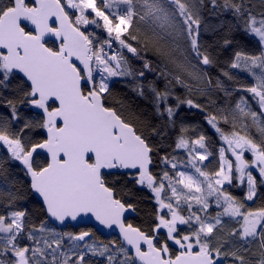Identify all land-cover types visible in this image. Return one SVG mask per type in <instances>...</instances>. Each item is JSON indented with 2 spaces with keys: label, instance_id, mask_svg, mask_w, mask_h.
<instances>
[{
  "label": "snow or ice",
  "instance_id": "6c2138e0",
  "mask_svg": "<svg viewBox=\"0 0 264 264\" xmlns=\"http://www.w3.org/2000/svg\"><path fill=\"white\" fill-rule=\"evenodd\" d=\"M245 38L258 51H246ZM220 51L231 52L219 69L231 84L216 77L214 88L244 93L231 107L217 104L206 71ZM146 71L164 87L145 82ZM185 76L208 85L206 102L174 92L189 88ZM116 77L132 78L165 127L186 105L223 143L213 153L209 137L183 125L174 144L155 143L165 128L145 131L107 103ZM0 109V165L19 166L43 213L33 222L16 207L25 192L4 193L0 264H264V206H246L264 202V0H0ZM235 187L246 188L243 201ZM143 190L155 207L134 226ZM84 217L118 228L120 242L55 226Z\"/></svg>",
  "mask_w": 264,
  "mask_h": 264
},
{
  "label": "trees",
  "instance_id": "16d2710c",
  "mask_svg": "<svg viewBox=\"0 0 264 264\" xmlns=\"http://www.w3.org/2000/svg\"><path fill=\"white\" fill-rule=\"evenodd\" d=\"M257 7H259L257 3ZM206 15V14H205ZM214 20V18H213ZM215 22V21H214ZM89 30H93L91 26H89ZM98 31V30H97ZM170 38L165 36L164 40L160 41L162 45L165 41L169 40ZM204 39L207 40L209 43L213 41V36L211 35H204ZM245 43V50L249 52H256L258 51V45L255 40L249 41L247 38L244 40ZM155 42L149 45L150 51L148 52V57L152 59L154 66L160 63V60L153 55V51L155 49ZM215 53V49H212ZM231 58L230 51H220L218 54V67L206 68L208 75L213 79V98L216 99L217 104L220 107H231L234 105L236 100V95L244 94V93H237L236 95L232 96L231 98H227L223 96L218 89L214 88V82L216 77H219L221 80L225 82V85L228 86L231 84L230 81H227L225 77L222 76L220 73L221 67H227L223 61ZM134 67L137 70H142V63L133 60L132 61ZM195 63V61H193ZM169 68H172V64H168ZM232 73L236 74L237 76L241 77L245 82L251 83V78L246 74L242 73L237 69H228ZM190 72H199L200 68H190ZM158 87H164V81L158 78L157 72H147L146 71V80L153 81ZM185 80L191 89L185 88L179 84L174 85V92L177 95L183 97H188L193 99L196 102H206L205 96L202 94L204 90L208 87L206 83L202 80L197 82L187 76H185ZM135 87V82L130 77L126 78H115L113 82L110 84V89L112 95L109 97L108 104L111 107L116 108L118 111L122 112V115L127 118L132 123H139L145 126V131L149 130L150 126H156L157 128H165L167 132L166 136L163 137H153V140L157 144H165V145H172L176 140L177 135L179 134V129L183 125L189 128V132L187 135L192 136L194 138L193 129L197 132L202 131L207 137H209V143L212 145L210 148L213 153H215L216 149L221 146L223 143L219 140L218 135L214 132L210 125L207 124L205 120V113L201 112L198 109H189L186 105L181 106V110L177 114V124L175 128L165 127L164 122L155 114V110L153 105L150 103V100H146L143 97L137 95V93L133 90ZM246 95V94H245ZM123 106V107H122ZM253 108L259 111L258 106L253 104ZM3 109H0L2 112ZM215 112V109H213ZM252 135L254 138H258V133L256 132L255 128L252 129ZM168 151H171L169 148ZM7 153L3 150H0V159H6ZM250 157V154L246 155ZM210 159H212L210 157ZM207 163V161H205ZM217 162L214 161L209 171L216 168ZM159 170V169H158ZM28 177L24 176L20 171V168L14 162H6L0 165V213L4 212V203L7 200V196L4 194L7 191L15 192L17 190L23 191L26 194V199L20 200L17 202L16 207L18 208H27L30 213L33 214V222L38 223L39 218L43 216V213L40 211L42 205L40 204L37 197L33 196L30 192H27V184H28ZM230 191L234 196L239 198L241 201L244 200V196L246 193L245 187H235L231 188ZM260 191H264L261 189ZM259 195V192H258ZM140 198L138 214L133 216H129V220L133 225H140L144 226L145 222L149 220L150 214L153 212L155 207L154 202L151 200V193L147 190H143L142 192L138 193ZM248 207H252L253 209L264 206V202L257 201L255 204L248 203ZM233 227H238V225L233 224ZM91 229L95 238L98 241H101L105 244H109L111 241H116L119 243L120 241L116 237L111 238H104L99 235L91 226H83V227H68L63 231H71V232H79L81 230H88ZM59 230V229H57ZM67 244V241H65ZM89 259L93 261V264H104L103 257L98 256H90Z\"/></svg>",
  "mask_w": 264,
  "mask_h": 264
},
{
  "label": "water",
  "instance_id": "95a60500",
  "mask_svg": "<svg viewBox=\"0 0 264 264\" xmlns=\"http://www.w3.org/2000/svg\"><path fill=\"white\" fill-rule=\"evenodd\" d=\"M130 216H133V215H130ZM55 226L59 230H64L68 227L78 228V227H83V226H91L99 235H101L104 238L116 237L119 241L121 240L118 228H116L114 226L113 228L108 229V228L100 225L92 217L79 218L78 221H69L67 223V226H63V225H59V224H56Z\"/></svg>",
  "mask_w": 264,
  "mask_h": 264
},
{
  "label": "rangeland",
  "instance_id": "374dc122",
  "mask_svg": "<svg viewBox=\"0 0 264 264\" xmlns=\"http://www.w3.org/2000/svg\"><path fill=\"white\" fill-rule=\"evenodd\" d=\"M116 78H126V77H116ZM113 79H115V78H113ZM248 154H250V153H246V155H248ZM248 203H251V202H248Z\"/></svg>",
  "mask_w": 264,
  "mask_h": 264
}]
</instances>
